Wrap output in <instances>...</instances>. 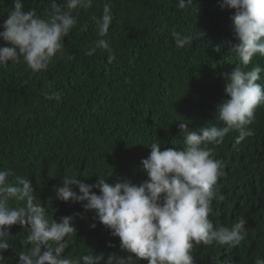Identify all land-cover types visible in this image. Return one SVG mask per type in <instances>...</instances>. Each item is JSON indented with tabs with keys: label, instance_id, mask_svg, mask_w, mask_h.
Segmentation results:
<instances>
[{
	"label": "trees",
	"instance_id": "trees-1",
	"mask_svg": "<svg viewBox=\"0 0 264 264\" xmlns=\"http://www.w3.org/2000/svg\"><path fill=\"white\" fill-rule=\"evenodd\" d=\"M106 2L93 0L92 8L80 10L77 25L64 38L63 53L46 71L33 74L22 57L0 67V170L29 179L49 218L75 216L77 232L63 253L72 259L128 253L94 210L56 199L64 176L88 184L99 178L109 184L125 178L142 183L148 179L142 160L153 142L162 149L184 147L181 122L194 131L223 126L217 111L228 98L225 74L239 64L230 51L239 43L231 19L235 10L222 7V0H194L188 10L179 9L178 0H110L114 19L103 39L116 59L109 63L108 52L101 49L87 56L86 50L101 39L93 17L103 15ZM23 5L25 12L35 10L42 18L51 11V0H23ZM12 6L13 0H0V25ZM173 31L191 36V44L177 48ZM0 46L10 45L0 39ZM256 66L264 68V57L257 55L244 70ZM258 83L264 85V72ZM44 92H58L60 99L48 100ZM250 127L254 135L239 143V133L231 131L223 143L207 145L223 164L218 184L225 196L213 202L210 219L231 226L244 217L245 239L235 248L195 245V264L264 259V105ZM11 232L12 247L3 255L9 264H19V253L30 247L28 232L20 225Z\"/></svg>",
	"mask_w": 264,
	"mask_h": 264
},
{
	"label": "clouds",
	"instance_id": "clouds-1",
	"mask_svg": "<svg viewBox=\"0 0 264 264\" xmlns=\"http://www.w3.org/2000/svg\"><path fill=\"white\" fill-rule=\"evenodd\" d=\"M194 0H178L181 10H188ZM93 0H65L58 4L51 0L47 18L35 10L24 11L23 0H13L8 18L0 25V67L23 62L33 74L46 71L49 64L63 53L64 38L78 23L80 10L92 8ZM222 7L235 10L231 17L239 43L230 51L237 54L239 64L225 74L227 99L218 105L215 125L190 130L181 122L184 147L161 148L153 142L150 154L142 160L148 179L134 184L125 178L109 184L99 178L95 184L64 176L63 186L56 191V199L82 204L86 211L94 210L98 220L120 239V248L128 253L84 255L72 259L63 253L69 240L77 232L75 216L51 219L41 206L29 179L16 176L11 170H0V264H9L3 253L15 225L27 229L30 247L19 253V264H195L192 250L195 245H219L235 248L245 239L247 221L239 217L231 226L210 219L214 215L213 202H223L218 178L223 175V164L213 157L209 144L219 145L231 131L239 133L237 143L254 135L250 127L258 107L264 105V85L258 83L264 68L246 69L257 55L264 57V0H222ZM196 14L198 9L192 8ZM75 13V15H74ZM96 21L99 37L85 55L92 56L98 49L108 52V62L116 57L110 44L103 39L114 16L110 0L103 6V15ZM177 48L192 42L191 36L173 31ZM220 51V45L216 46ZM243 66V67H241ZM48 100H59L60 94L44 92ZM14 181V182H13ZM75 185L79 192L73 190ZM94 189H99L97 194ZM13 202L14 206L10 205ZM92 228L96 225L92 224ZM109 247L115 245L109 244ZM255 264H264L258 258Z\"/></svg>",
	"mask_w": 264,
	"mask_h": 264
}]
</instances>
